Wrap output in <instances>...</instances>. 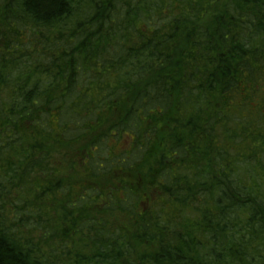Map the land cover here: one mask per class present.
I'll use <instances>...</instances> for the list:
<instances>
[{"label":"trees","instance_id":"1","mask_svg":"<svg viewBox=\"0 0 264 264\" xmlns=\"http://www.w3.org/2000/svg\"><path fill=\"white\" fill-rule=\"evenodd\" d=\"M0 264H264V0H0Z\"/></svg>","mask_w":264,"mask_h":264}]
</instances>
